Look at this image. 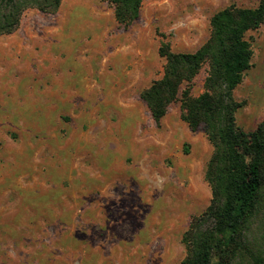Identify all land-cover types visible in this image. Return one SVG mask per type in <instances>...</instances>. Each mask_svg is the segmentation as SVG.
<instances>
[{"label":"rangeland","instance_id":"1","mask_svg":"<svg viewBox=\"0 0 264 264\" xmlns=\"http://www.w3.org/2000/svg\"><path fill=\"white\" fill-rule=\"evenodd\" d=\"M259 2L145 0L124 26L107 1L64 0L0 35V264L181 263L182 235L211 200L213 149L179 100L157 123L141 92L163 74L161 42L193 51L216 11ZM246 37L234 96L249 131L264 120V22Z\"/></svg>","mask_w":264,"mask_h":264},{"label":"trees","instance_id":"2","mask_svg":"<svg viewBox=\"0 0 264 264\" xmlns=\"http://www.w3.org/2000/svg\"><path fill=\"white\" fill-rule=\"evenodd\" d=\"M63 1L0 0V35L14 32L25 10L55 13ZM101 1L111 3L116 20L128 26L145 0ZM263 22L264 0L255 7L231 3L211 16L210 35L197 49L175 51L161 42L163 74L141 92L157 123L179 100L181 119L192 130L203 126L213 149L204 174L211 200L182 235L186 254L180 264H264V120L244 130L236 119L244 101L234 96L253 57L246 35Z\"/></svg>","mask_w":264,"mask_h":264}]
</instances>
